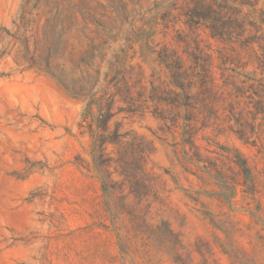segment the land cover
I'll use <instances>...</instances> for the list:
<instances>
[{
    "label": "rangeland",
    "instance_id": "1",
    "mask_svg": "<svg viewBox=\"0 0 264 264\" xmlns=\"http://www.w3.org/2000/svg\"><path fill=\"white\" fill-rule=\"evenodd\" d=\"M184 6L0 0V264H264V98L206 100L224 45ZM244 39L264 55V30ZM165 50L198 72L178 109Z\"/></svg>",
    "mask_w": 264,
    "mask_h": 264
},
{
    "label": "trees",
    "instance_id": "2",
    "mask_svg": "<svg viewBox=\"0 0 264 264\" xmlns=\"http://www.w3.org/2000/svg\"><path fill=\"white\" fill-rule=\"evenodd\" d=\"M184 12L191 24L205 27L211 38L219 39L224 45L219 53L218 61L220 64L217 66H214L211 54L204 53L205 57L201 67L204 81L200 89L207 94L206 100L217 95L218 100L224 103L228 99H236L250 92L260 102L264 98V91L257 89V87L264 81V55L258 54L257 50L251 46L252 42L244 45L247 42L244 35L247 33L248 27L256 32L264 30V0H185ZM237 42L241 45L238 49L235 48ZM243 50L248 52L247 59L243 57ZM162 53L159 62L170 73V83L175 89L172 96L174 97L175 109H178L182 105L181 101L186 102L187 100V103L190 104L198 98L200 92L197 94L191 93L198 72L186 68L182 59L175 54H169L166 50ZM250 65H252L251 69ZM214 67L221 71L219 79L222 85L220 87L215 85ZM228 67L232 74L227 73ZM214 88L218 91L214 92ZM212 104L211 101V103L204 105L208 109L213 107ZM186 106H190L192 110L191 105ZM161 116H163V112L160 113L159 117L161 118ZM177 120L178 116L170 125L174 130L178 129ZM192 120L191 118L187 119L190 123ZM255 120L257 119L255 118ZM235 122L237 129L231 128V132L239 140L249 143L247 123H244L241 117L238 116ZM251 124L253 128L255 122ZM182 131L186 142L194 147V126L187 123ZM254 142L257 143L256 140ZM234 154L235 164L238 166L242 178L241 185L245 190H250V194H253L256 183L248 161L238 151H235ZM244 192L248 193V191Z\"/></svg>",
    "mask_w": 264,
    "mask_h": 264
}]
</instances>
